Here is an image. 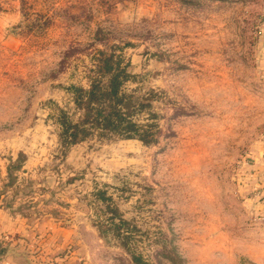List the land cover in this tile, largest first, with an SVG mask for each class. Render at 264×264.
I'll use <instances>...</instances> for the list:
<instances>
[{
	"label": "rangeland",
	"instance_id": "374dc122",
	"mask_svg": "<svg viewBox=\"0 0 264 264\" xmlns=\"http://www.w3.org/2000/svg\"><path fill=\"white\" fill-rule=\"evenodd\" d=\"M263 26L264 0H0L2 204L69 225L96 264L236 263L216 220L264 133ZM104 53L148 142L62 145Z\"/></svg>",
	"mask_w": 264,
	"mask_h": 264
},
{
	"label": "crops",
	"instance_id": "0c3cea01",
	"mask_svg": "<svg viewBox=\"0 0 264 264\" xmlns=\"http://www.w3.org/2000/svg\"><path fill=\"white\" fill-rule=\"evenodd\" d=\"M264 72V26L262 27ZM236 170L230 204H218L217 224L228 227L235 243L229 248L233 264H264V133L251 142ZM7 155L0 148V264H96L90 246L74 230L51 217L30 219L2 204L6 194ZM219 231H226L220 228ZM223 250V249H221ZM219 256H225L219 251Z\"/></svg>",
	"mask_w": 264,
	"mask_h": 264
},
{
	"label": "trees",
	"instance_id": "16d2710c",
	"mask_svg": "<svg viewBox=\"0 0 264 264\" xmlns=\"http://www.w3.org/2000/svg\"><path fill=\"white\" fill-rule=\"evenodd\" d=\"M96 66L97 76L89 81V87L72 85L71 91L79 116L60 109V143L67 147L81 141L96 131L117 134L125 138H139L148 142L145 130L130 117L128 110L132 98L122 91V84L129 76L125 66L115 61L113 55L103 54ZM105 78V80H104ZM114 211H118L115 207ZM117 213V212H116ZM123 242L122 245H125ZM130 251V250H129ZM132 252V260L138 263L140 257Z\"/></svg>",
	"mask_w": 264,
	"mask_h": 264
}]
</instances>
